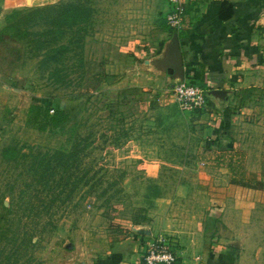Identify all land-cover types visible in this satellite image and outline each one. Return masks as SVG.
<instances>
[{"label": "rangeland", "instance_id": "rangeland-1", "mask_svg": "<svg viewBox=\"0 0 264 264\" xmlns=\"http://www.w3.org/2000/svg\"><path fill=\"white\" fill-rule=\"evenodd\" d=\"M167 4L0 0V264H100L127 223L146 226L167 198L193 258L264 264V61L257 86L181 110L152 64L171 38ZM67 5L88 19L61 35ZM44 103L69 121L44 128ZM73 148L69 162L34 165ZM229 149L244 152L243 181L261 189L213 166Z\"/></svg>", "mask_w": 264, "mask_h": 264}, {"label": "crops", "instance_id": "crops-1", "mask_svg": "<svg viewBox=\"0 0 264 264\" xmlns=\"http://www.w3.org/2000/svg\"><path fill=\"white\" fill-rule=\"evenodd\" d=\"M182 3L185 12L181 29L176 32L183 55L184 80L191 79V83L211 91L225 90L228 93L236 90L235 87L257 86L259 69L263 68L260 66L264 61V35L261 31L264 0H182ZM222 8L224 16L231 14L229 19L220 18ZM168 11L167 4L166 15ZM221 100L212 96L207 98L210 107H214L213 104L222 106ZM157 203L158 208L146 226L126 224V235L101 258L100 264H143L141 257L146 244L160 236L169 239L177 257L176 264H220L210 253L196 258L189 255V244L184 245L179 237L181 231L172 229L173 200L167 198ZM135 231L147 233L140 235ZM207 245L203 250H207Z\"/></svg>", "mask_w": 264, "mask_h": 264}, {"label": "trees", "instance_id": "trees-1", "mask_svg": "<svg viewBox=\"0 0 264 264\" xmlns=\"http://www.w3.org/2000/svg\"><path fill=\"white\" fill-rule=\"evenodd\" d=\"M224 7V6H223ZM23 13L22 11H14L12 14L8 15L6 17V22L10 24L13 21V18L21 16ZM222 19H229L231 17V14L228 13L227 16L223 15V8L220 11V18ZM88 19L87 13H85L80 8L74 6V5H67L61 10L56 13L55 20L57 21L56 27H57V33L61 34L63 33V30L65 28L73 27L75 25H78L80 23L86 22ZM174 30L169 29L170 37L172 35ZM193 84V83H192ZM196 85V84H193ZM200 88L206 90V88L202 85H197ZM45 108L42 110L45 111V118L47 120V124L45 125L50 126L52 128H58L62 125H65L69 121V115L63 110H58L57 107L53 104H46L44 103ZM49 111H53V114L49 115ZM199 111V110H198ZM76 148H73L69 154L64 152L56 151L54 152L53 156L47 158V156H44L42 159H40L38 162H34V165L37 167H42L44 164L48 169L51 166V158L54 159V161H67L69 162L73 156L76 155ZM244 158V152L238 151L235 149H229L221 151L220 153L214 154V162L213 166L217 168H225L229 171L231 178L230 183L235 186H241L244 188H251V189H261L263 187V183L260 181H255L254 176H252L251 180H248L247 182L243 181V175L245 172L243 171V160ZM50 165V166H49ZM252 181H255L254 183ZM253 183V184H252ZM157 198V196L155 197ZM132 225L138 226L141 224H137L136 222H133Z\"/></svg>", "mask_w": 264, "mask_h": 264}, {"label": "built area", "instance_id": "built-area-1", "mask_svg": "<svg viewBox=\"0 0 264 264\" xmlns=\"http://www.w3.org/2000/svg\"><path fill=\"white\" fill-rule=\"evenodd\" d=\"M167 3L169 11L165 16L166 24L169 29L178 31L181 29L185 12L182 0H167ZM171 91L176 104L183 111H197L208 105L206 91L193 85L191 79L176 83ZM141 259L143 264H176L177 257L170 241L160 236L146 244Z\"/></svg>", "mask_w": 264, "mask_h": 264}, {"label": "water", "instance_id": "water-1", "mask_svg": "<svg viewBox=\"0 0 264 264\" xmlns=\"http://www.w3.org/2000/svg\"><path fill=\"white\" fill-rule=\"evenodd\" d=\"M153 66L163 72H166L172 81L171 90L173 89L176 83L183 82L184 80V65H183V55L180 48L179 39L177 32L173 31L171 38L165 44L163 50V58L156 60L153 63ZM226 92L222 90H215L206 93V98L208 96L216 97L221 99L224 98ZM140 235H145L147 232L144 231H135Z\"/></svg>", "mask_w": 264, "mask_h": 264}]
</instances>
